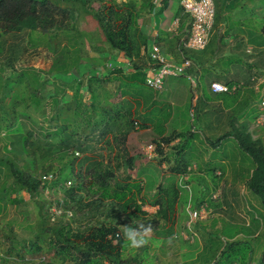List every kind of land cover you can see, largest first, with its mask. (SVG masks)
I'll use <instances>...</instances> for the list:
<instances>
[{"label":"rangeland","instance_id":"374dc122","mask_svg":"<svg viewBox=\"0 0 264 264\" xmlns=\"http://www.w3.org/2000/svg\"><path fill=\"white\" fill-rule=\"evenodd\" d=\"M123 1L115 0L118 4ZM213 3L212 24L215 26L218 19L222 21L217 32L226 34L233 30L237 35L233 34L235 39L225 46L224 34L220 40L224 44L220 45L222 50L216 55L202 57L207 59L200 64L204 73L195 81L207 83L210 78L219 76L222 81L241 79L247 84L248 78L264 71V0H213ZM171 9L170 14L176 8L173 6ZM174 17L178 18V25L183 23L184 29L187 28L185 22L188 16L185 13L179 10ZM236 22L238 25L234 24ZM75 28L67 37L61 31L40 33L23 30L10 35L15 39L5 36L3 46L0 37V264H75L70 260L60 263L59 258L45 251L47 245L41 238L40 252L30 254L22 250L23 254L16 255L22 244L38 234V220L41 210H44L43 205L41 210L38 209V202H51V209L54 208L53 203L62 198V208L67 199L55 189L49 195L39 193L28 196L13 180L7 161L31 176H37L46 169L58 170L66 176L70 170L69 179L72 182L78 175L84 185L81 191L75 193L70 204L71 228L99 222L115 224L121 239L124 225L130 224L122 215L118 218L111 215L109 218L105 217V213H94L90 204L94 189L88 182L99 163L100 167L110 164L114 180L118 182L125 176L140 178L141 190L136 202L142 198L143 205L148 209L145 211L146 219L149 220L151 210H154L150 206H155L150 205V201L155 196L161 216L155 219V224L151 222L153 236L145 247L128 249L123 241L120 258L133 257L134 262L129 264H225L226 254H236L238 248L243 255V264H259L264 250V206L244 184L253 165L250 157L233 139L222 138L220 150L231 153L228 164L216 161L200 163V144L209 129L206 118L219 113V104L199 98L193 105L189 103L184 112L185 121H170L169 103L173 100L165 92L148 88L143 83L141 72V75L132 78L128 71L130 64L122 67L113 63L111 66L104 64L105 59L98 55L99 50L109 48L101 41L88 16H79ZM179 29L176 27L174 31ZM238 32L243 33L241 37H237L240 35ZM179 35H184V31ZM178 38L176 36L174 45ZM11 42L14 43L16 58L9 67L6 63L10 57L6 48ZM171 46L168 43V48ZM185 50L187 53H199V50ZM111 57L112 60L116 58ZM61 62L64 70H60ZM88 83L98 93L99 105L94 104L95 113L100 106L122 98L136 125L145 126L153 135L159 136L170 121L169 128L179 129L181 139L160 145L159 155L150 163L143 162L137 175L127 172L119 159L112 157L113 154L108 151L112 148L113 152L118 143L121 147L120 140L112 145L109 135L104 129L94 127L90 118L92 110ZM188 86L187 81L186 88ZM192 90L198 91L197 88ZM236 92L239 104L230 116L236 120L234 126L246 125L250 132L256 125L252 117L253 104L260 94L241 95L240 88ZM174 96L171 97L174 100L180 97ZM243 109L247 113L241 115ZM93 118L96 120L97 114H93ZM62 125L64 129H61ZM26 129L32 132L29 139L31 147L23 145ZM45 133L47 135L43 136ZM261 145L264 148L263 141ZM66 150L72 151L74 156L65 155ZM170 161H174L171 166ZM217 170L228 175L216 176L213 171ZM231 244L234 245L228 250Z\"/></svg>","mask_w":264,"mask_h":264},{"label":"trees","instance_id":"16d2710c","mask_svg":"<svg viewBox=\"0 0 264 264\" xmlns=\"http://www.w3.org/2000/svg\"><path fill=\"white\" fill-rule=\"evenodd\" d=\"M169 1L161 0L160 7L155 13H164L165 11L166 14L169 13ZM174 1L176 2V0ZM154 6V0H124L120 4L116 3L115 0H0L1 42L3 46L5 44V36L15 39L10 35L23 30H35L40 33L61 31L67 37L69 33L76 29V19L79 16H88L97 28L101 41L107 44L109 50H114L118 54H121L122 57L130 60L131 68L136 70L131 75L134 78V75H141L140 71L137 70L138 65L136 64V60L140 57L141 50L145 48L147 40L139 25L141 21L146 20L147 16L152 13ZM179 10L182 11L181 7L172 11L171 14L167 15V18L172 19ZM13 47L14 43L11 42L9 48H6L10 57L6 63L9 67L12 65L11 61L16 58L13 53ZM185 49L183 51L181 43L179 47L181 56H184ZM101 51L99 50V52ZM61 65L63 66L62 62L59 66ZM62 66L60 70H64ZM57 68L59 69V67ZM186 83L187 80L183 75L166 77L164 79V85L168 88L165 94L171 101H174L171 103L170 121L177 120L179 123L185 121L184 112L189 108L191 99L189 89H186ZM171 84L174 87H171ZM88 86L92 110L89 112V115L90 118L92 117L94 127L104 129L109 135L112 145H116L117 141L120 140L121 147L118 146V143L117 148L113 152L111 151L112 148L108 151L113 154L112 157L119 159L120 165L127 172H134L137 175V171L140 170L143 162L150 163L151 160L143 154L141 149L143 145L155 144L156 153L159 155L161 152L159 143L163 145L168 144L180 135L179 129L175 131L176 128H169L168 123L170 121L166 123L165 132L161 136L153 135L145 126L136 125L129 113L130 109H127L122 98H117L114 101H110L111 103L109 104L100 106L99 111L95 113L94 104L98 103L99 105V101L96 98L98 93L90 88L89 83ZM174 95L180 97L174 100L171 98L175 97ZM35 97L39 98V96ZM182 113L183 117L181 116ZM93 114H97L96 120H94ZM61 129H64L63 125ZM231 131L238 147L250 157L253 164L244 184L252 194L257 196L261 205L264 206V148L258 139L251 137L246 125L229 128L228 133ZM31 135V130L26 129L22 139L24 147L27 145L32 146V142L29 141ZM46 135V133L43 134V136ZM116 135H119V137L117 138ZM225 135L229 134L224 133L223 136ZM37 146H39V142ZM49 148L53 149L54 146H49ZM64 153L65 155L70 154L74 156L70 150H66ZM7 164L9 165L13 180L25 190L28 196L39 193L45 194L44 192L49 195L55 189L60 191L67 199L64 206L62 205L63 212L53 220H50L48 210L51 202L47 200L38 202L39 210L42 209V205L44 207L38 220V234L32 240L22 244V247L16 252L17 256L23 254L25 250L30 254L40 252L42 248L39 239L41 238L43 243L47 245L45 251H50L51 255L59 258L60 263L70 260L75 264H104L105 262L109 264H123V260L120 258L122 239L115 224L99 222L93 225L71 228L72 207L70 204L73 201L75 193L81 191L83 189L82 185H84L80 183V178L77 174L75 180L70 181L68 187L61 186L57 188L58 184L70 180V170L66 173L67 177L62 176L60 171H52L51 169H46V171L37 176H31L30 174H25L10 161H7ZM99 164L98 169L92 172L93 175L91 174V180L88 182L90 188L94 189V196L90 201L93 212L105 213V217L113 215V218H118L122 215V218L127 219L126 221L132 227L136 226L139 222L147 224L150 221V223L155 224V219L161 216L159 214L160 208L158 207L155 215L150 216L151 218L148 220L146 219L147 213L140 210V206L145 204L144 201L140 198L139 203L136 202L137 194L141 190L139 185V180L141 179L131 175L130 177L125 176V178H122L118 182L114 180L110 164H102L101 167ZM47 173L54 174L56 179L54 178L51 182H41L39 177ZM157 188L159 187L157 186ZM156 192H158V189ZM150 202V205H158L155 196ZM65 210L71 212L69 217H66ZM233 245H229L228 250ZM22 250L24 251L22 252ZM41 257L44 259V256L41 255ZM226 257L225 264L244 263L242 261L243 255L239 248L236 250V254L234 253L231 256L226 254ZM130 259L134 260L133 257ZM129 263L128 261L126 264ZM259 264H264V250L261 253Z\"/></svg>","mask_w":264,"mask_h":264},{"label":"crops","instance_id":"0c3cea01","mask_svg":"<svg viewBox=\"0 0 264 264\" xmlns=\"http://www.w3.org/2000/svg\"><path fill=\"white\" fill-rule=\"evenodd\" d=\"M178 1L179 0H176V2L174 0L169 1V5H170L169 6L170 11L169 12H171V10H172L171 8L173 6H174V9L175 8L178 9V7H180ZM212 2H213V0H212ZM160 4H161V0H154L155 6H154L152 13L147 16L146 20H144L143 22L141 21L140 25H139L140 30L147 37L146 46L144 49L141 50L140 57L136 60V64L139 67V69H137V70L140 71L143 74V76H144V72H145V69L147 67V62H148V58H147L148 48L151 44L156 45L158 47V49L165 56L173 59L174 61H179V58L181 57L179 47L182 43V40H183L185 33H186V29L188 28V24H189V18L188 17H187V21L185 22V26L187 28L184 29L185 27H183L184 26L183 23L178 25V18L177 17H174L172 19H168V18L165 19L164 15L166 16V11L164 13H158V14L155 13L158 10V8L160 7ZM213 6H214V3H213ZM169 14L170 13H168L167 15H169ZM220 21L218 19L215 26L212 24L207 44L205 45V47L203 49L199 50L198 54L197 53H187L186 51L184 52V56L188 57L190 62H191V65L186 69V72L183 74V76L185 77V79L188 81V84H189L188 88H186V89H189V92L191 94L190 106L194 104L195 100H198L199 98H201V100L203 99V101H205V102L217 103V104H219V107H220L219 113L216 112V115L214 117L208 116L207 117L208 119L206 118V122L209 121V123H208L209 129L203 137L204 142L200 144V152L202 154V157L200 159L201 164H210V162L214 163L215 161L218 162L219 164H228L230 152H228V150L221 151L219 144L221 143L222 138L223 139L224 138L233 139L236 142L232 131L230 133H228L229 128H233L234 122H236L234 117L230 116V114L232 112H234L235 108H237L238 104H239V95L236 92V90L240 88L241 89L240 94L245 95V96L246 95L254 96V95H256V93L260 94L259 99L257 101H255V104H253V106H254V108H253L254 110H253V114H252L253 120L255 119V117L258 113L259 103L264 99V71L262 73L256 74L255 76L248 78L247 84H244L243 80H241V79L239 81H233L232 79H227L226 81H222L220 78H218L219 76L210 78L207 83H204V82L198 83L195 81V78L196 79L200 78L202 73H204V71L202 70L203 68L200 67V64L202 62H205L207 59H202V57H206L207 55H210V56L216 55L222 50L220 48V45H222L220 43V40L223 37V35L225 34V32H223L222 34L220 31L217 32V29L219 27H221V25H222V21L221 22ZM236 23H234V24L238 25V22H236ZM171 25H175V26L173 27ZM176 27H178L180 29L177 31H174V29ZM182 31H184V35H179V33H181ZM233 34H235V32L233 30H231V32H227L225 34V39H226L224 41L225 46L228 45L229 43H231L235 39V36ZM242 34L243 33L238 32L239 36H237V37H241ZM235 35H237V34H235ZM176 36H179V38L177 39L176 44L174 45V40H175ZM168 43L170 45L172 44V46L170 48H168ZM224 44L222 46H224ZM217 48H219V51L217 50ZM205 50H207L206 53H205ZM98 55H100V57H103L105 59L104 64L106 66H111L112 65L111 63H113L114 65H116L118 67H122V66H125V65H128L131 63L129 59L122 57L121 54H118L114 50H106L104 52L102 51ZM111 56H115L116 57L115 60H112ZM125 69H127V68H125ZM128 71H130V74L133 75L136 70L130 68ZM167 77H172V76H167ZM210 82H220L222 84H226L230 88V90L228 92H224V93L214 92L209 87ZM172 86L174 87L173 84H171V87ZM192 88H197V90L199 92L198 91L193 92ZM191 90H192V92H191ZM156 91H158V90H156ZM160 91L161 92L168 91V88H166L164 83H163V87L158 92H160ZM251 99H252V97L250 98V100ZM169 106H171V102L169 103ZM189 110H191V109H189ZM243 110L244 111H242L241 115L247 113L246 109H243ZM239 119L240 118H238V120ZM222 130H224V131H222ZM175 131H178V129H176ZM163 133L159 134V136H161ZM224 133L229 134V135L223 136ZM250 134H251L252 138H256L260 142H262V141L264 142V124L262 126H258V125L253 126L250 130ZM188 137H189V133H188ZM179 139H181L180 135L178 137H176L175 139H173L172 141H174V140L177 141ZM236 144H237V142H236ZM155 155H156L155 157L150 158L151 161H153L154 158H156L158 156L157 153ZM170 162H171V164H170V166H171L174 163V161H170ZM170 166L168 168L170 169V171H172ZM218 168L219 167H217L215 169H218ZM226 168H230V166H227ZM157 169H159V168H157ZM213 173L216 176H223V175L227 176L228 175V174L222 173L221 170L213 171ZM184 178H185V173H183V175H182V179H184ZM150 207L154 208V210H151L153 212H151V214H150V216H153V215H155L156 211L158 210V205L150 206ZM140 210L148 211V209L146 208V205H141ZM123 241L124 240L122 239V248H123V244H124ZM120 253H121V251H120ZM122 260H123V264H126L128 261L134 262V260H131L128 258L122 259ZM104 264H109V263H104Z\"/></svg>","mask_w":264,"mask_h":264},{"label":"built area","instance_id":"2783aa9c","mask_svg":"<svg viewBox=\"0 0 264 264\" xmlns=\"http://www.w3.org/2000/svg\"><path fill=\"white\" fill-rule=\"evenodd\" d=\"M178 3L182 11L189 18L182 46L192 50L203 49L207 44L213 23L214 6L212 0H179ZM147 58L148 62L143 76V83L153 90H160L167 76L183 75L191 65L190 60L184 56H181L179 61H174L165 56L154 44L149 46ZM209 87L214 92L224 93L230 90L226 84L220 82H210ZM254 120L256 125L264 123V99L258 105V113ZM159 145H162V143H159ZM141 149L148 159L156 156L155 144H145ZM39 178L41 182H51L55 178V175L47 173L41 175ZM69 185L70 180H66L58 184L57 188L61 186L68 187ZM61 202L62 198H59L57 203H53L54 208L50 209L49 207L50 220L56 219L63 212L60 207ZM64 212L66 217L71 215L69 210H65ZM193 215L195 216V212Z\"/></svg>","mask_w":264,"mask_h":264},{"label":"clouds","instance_id":"9594fccd","mask_svg":"<svg viewBox=\"0 0 264 264\" xmlns=\"http://www.w3.org/2000/svg\"><path fill=\"white\" fill-rule=\"evenodd\" d=\"M125 246L128 249L139 250L149 244L153 236L152 223L139 222L135 227L125 224L122 229Z\"/></svg>","mask_w":264,"mask_h":264}]
</instances>
